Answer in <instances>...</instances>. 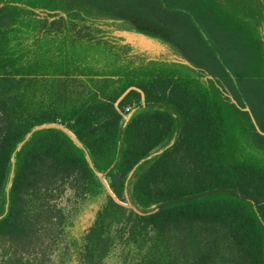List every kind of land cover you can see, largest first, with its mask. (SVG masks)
<instances>
[{
    "label": "trees",
    "instance_id": "trees-1",
    "mask_svg": "<svg viewBox=\"0 0 264 264\" xmlns=\"http://www.w3.org/2000/svg\"><path fill=\"white\" fill-rule=\"evenodd\" d=\"M243 109L264 132V0H0V253L264 264V136Z\"/></svg>",
    "mask_w": 264,
    "mask_h": 264
},
{
    "label": "rangeland",
    "instance_id": "rangeland-1",
    "mask_svg": "<svg viewBox=\"0 0 264 264\" xmlns=\"http://www.w3.org/2000/svg\"><path fill=\"white\" fill-rule=\"evenodd\" d=\"M105 28H107L109 35L111 37H116L118 33L120 32H130L138 36H144L147 39L153 40L156 44H158L159 48V56L161 59H167L169 62L172 63H180L179 59L172 56L165 45H163L159 39L155 38L152 34L144 31H139L133 28H130L126 26V24L123 23H114L110 22L104 25ZM109 188L107 185L104 186V189L101 193V195L91 199L88 201L83 207L82 212L76 217L73 225L68 229V236L67 239L70 241L71 239H77L78 243L82 245L83 240L89 233L91 227L93 226L97 214L105 204L107 196L111 195ZM72 197V193L68 192L59 202L60 206L64 209H68L69 206V200ZM126 206H129V204H126ZM181 248H188L187 243H183L181 241L180 243ZM183 246V247H182ZM82 252V249L79 253H77L73 259L72 262L69 264H81L80 256L79 254ZM184 254V253H183ZM9 256H2L0 253V264H9ZM47 261V262H46ZM56 257H51L50 259L45 257H40L39 259H32L31 262L27 263L25 261V264H56ZM44 262V263H43ZM46 262V263H45ZM103 264H118L115 256L109 257L107 260L104 261Z\"/></svg>",
    "mask_w": 264,
    "mask_h": 264
},
{
    "label": "water",
    "instance_id": "water-1",
    "mask_svg": "<svg viewBox=\"0 0 264 264\" xmlns=\"http://www.w3.org/2000/svg\"><path fill=\"white\" fill-rule=\"evenodd\" d=\"M117 36L120 37V38H125L128 42H131V43H134V44L140 45V46H142V47L148 49V50L151 51V52H154V53L159 54V48H160V47L158 46V44H156L153 40L147 39V38L144 37V36H141V35L138 36V35H135V34L130 33V32H120V33H118ZM179 62H180V63H183V64H185V65L191 66L189 63H187L186 61H184V60H182V59H179ZM191 67H192V66H191ZM210 78H211L212 80H214L213 77H210ZM214 81H215V80H214ZM215 82H216V81H215ZM216 84H217V82H216ZM217 85H218V84H217ZM218 86H219V85H218ZM229 97L233 100V102H234L235 104L238 105L237 101H236L233 97H231V96H229ZM238 106H239V105H238ZM243 110H244L245 112L251 114V116H252V113H251V110H250V109H243ZM128 118H129V116L126 117V119H128ZM252 118H253V122L255 123V125H256V127H257L258 132L264 136V132H262V131L259 129V127H258V125H257V122L255 121V119H254L253 116H252ZM46 127H49V126H42V127L36 128L35 131L42 130V129L46 128ZM30 136H31V134L26 138L25 141H27V140L29 139ZM74 140L78 143L77 139H74ZM173 143H174V141H173V142H172L167 148H165L164 150H161V151L155 153V154L152 156V158H153V157H156V156H158V155H161L165 150H167L170 146H172Z\"/></svg>",
    "mask_w": 264,
    "mask_h": 264
}]
</instances>
